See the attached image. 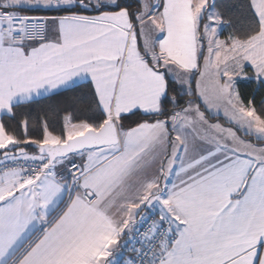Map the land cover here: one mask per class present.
<instances>
[{
  "label": "snow or ice",
  "instance_id": "1",
  "mask_svg": "<svg viewBox=\"0 0 264 264\" xmlns=\"http://www.w3.org/2000/svg\"><path fill=\"white\" fill-rule=\"evenodd\" d=\"M245 9L225 35L214 0H0V264H264V101L237 87L264 88V0ZM79 89L91 115L17 112Z\"/></svg>",
  "mask_w": 264,
  "mask_h": 264
},
{
  "label": "trees",
  "instance_id": "2",
  "mask_svg": "<svg viewBox=\"0 0 264 264\" xmlns=\"http://www.w3.org/2000/svg\"><path fill=\"white\" fill-rule=\"evenodd\" d=\"M213 2V0H210ZM217 11L225 15L226 20L231 22V26L225 29V35L234 30H243L247 26V13L245 5L247 0H214ZM250 71V68L247 71ZM175 87H179L176 85ZM237 87L242 96L255 99L257 106L264 101V88L260 87L258 81L252 79L237 82ZM188 99V97H185ZM89 107H93L91 96L87 89H79L76 91H68L63 96L55 98H42L41 103L31 106H21L17 109L18 114L27 116L32 121L42 119L45 113H48L50 119L59 122V117L63 114L64 108L73 110L78 115H91L88 111ZM54 110V111H53ZM55 113V114H54ZM222 120V119H221ZM223 121V120H222ZM126 254L124 260H126Z\"/></svg>",
  "mask_w": 264,
  "mask_h": 264
},
{
  "label": "crops",
  "instance_id": "3",
  "mask_svg": "<svg viewBox=\"0 0 264 264\" xmlns=\"http://www.w3.org/2000/svg\"><path fill=\"white\" fill-rule=\"evenodd\" d=\"M210 3H211V1H210ZM246 72H247V76H248L247 79H252V77H253V71H252V69H250V71H249V70L247 71V69H246ZM247 79H246V80H247ZM178 86H179V85H178ZM219 122L223 123L222 120H220ZM149 211H150V210H149Z\"/></svg>",
  "mask_w": 264,
  "mask_h": 264
},
{
  "label": "built area",
  "instance_id": "4",
  "mask_svg": "<svg viewBox=\"0 0 264 264\" xmlns=\"http://www.w3.org/2000/svg\"><path fill=\"white\" fill-rule=\"evenodd\" d=\"M149 214V212H147V213H144V215H148ZM152 215L154 216L155 215V213H152ZM158 218V217H157ZM144 227L146 228V225H144ZM133 255V253L132 252H127L126 253V260L129 258V257H131Z\"/></svg>",
  "mask_w": 264,
  "mask_h": 264
},
{
  "label": "rangeland",
  "instance_id": "5",
  "mask_svg": "<svg viewBox=\"0 0 264 264\" xmlns=\"http://www.w3.org/2000/svg\"><path fill=\"white\" fill-rule=\"evenodd\" d=\"M212 3V2H211ZM242 80H246L245 78H238V80H237V82L238 81H242ZM145 213H147V212H145Z\"/></svg>",
  "mask_w": 264,
  "mask_h": 264
}]
</instances>
